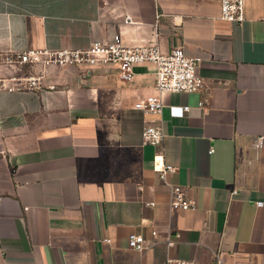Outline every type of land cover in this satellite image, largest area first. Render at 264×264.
I'll return each instance as SVG.
<instances>
[{
	"label": "crops",
	"instance_id": "1",
	"mask_svg": "<svg viewBox=\"0 0 264 264\" xmlns=\"http://www.w3.org/2000/svg\"><path fill=\"white\" fill-rule=\"evenodd\" d=\"M244 10L236 23L217 0H0V79L41 76L38 89L0 87V264H264V0ZM115 34L199 58L203 86L163 93L153 115L134 108L156 94L152 62L129 81L115 64L6 63ZM148 124L162 126L160 147L142 142ZM158 150L176 167L165 182ZM168 184L194 208H171ZM153 230L143 253L128 247Z\"/></svg>",
	"mask_w": 264,
	"mask_h": 264
},
{
	"label": "built area",
	"instance_id": "2",
	"mask_svg": "<svg viewBox=\"0 0 264 264\" xmlns=\"http://www.w3.org/2000/svg\"><path fill=\"white\" fill-rule=\"evenodd\" d=\"M219 4V17L229 22L241 23L245 19L246 0H217ZM123 22L127 24L129 18L124 17ZM200 59L191 57L179 48L162 51L155 42L145 44L126 45L120 34H115L110 41L93 40L86 48H30L16 54L13 58H7L9 65H38L41 67L49 65L65 66H94L96 64H115L119 69V77L123 81H129L133 77V67L143 62H152L156 65L155 90L156 94L147 96L134 103V108L145 114L158 115L162 112L163 93L173 92H195L203 86V78L197 74L196 68ZM4 80L12 83L6 85ZM41 86V76H19L15 73L8 75L6 79H0V87L8 90H34ZM183 111L192 114L193 110H201V106H183ZM142 142L160 147L164 133L160 124H148L143 127ZM262 145V138H257L255 146ZM153 168L162 181L166 176L176 171V167L164 160L162 150H158L153 158ZM170 188L169 204L171 208L188 210L194 208V202L188 198L184 186L179 184H168ZM261 205L262 202H257ZM153 206L154 202H146ZM157 232H151V240H146L140 233H130L127 237V245L143 253L148 247L156 243ZM178 236V235H176ZM108 242L109 239H104ZM174 240L166 238V244L172 246ZM164 264H223L218 258L212 262H195L179 258H168Z\"/></svg>",
	"mask_w": 264,
	"mask_h": 264
}]
</instances>
